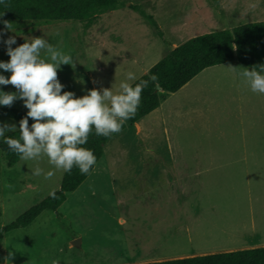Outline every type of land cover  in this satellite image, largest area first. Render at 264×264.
Segmentation results:
<instances>
[{
	"label": "rangeland",
	"instance_id": "1",
	"mask_svg": "<svg viewBox=\"0 0 264 264\" xmlns=\"http://www.w3.org/2000/svg\"><path fill=\"white\" fill-rule=\"evenodd\" d=\"M117 1L116 9L96 16L83 36L80 27L84 22L79 21L56 22L32 28L28 24L18 23L15 29H0V32L4 33V40L9 36L15 37L13 48L30 41L31 37H41L54 48L70 55L75 67L61 65L58 79L64 85L62 91L74 93L84 90L85 79L80 74L82 66L93 75L113 72L126 79L128 71L122 72V68L132 65L134 57L138 58L135 62L147 59L148 64L154 63L170 52V46L180 45L190 38L217 31H231L239 25L264 21V0ZM146 16L152 17L158 29L149 23ZM136 46H140L142 55L137 53L139 50L133 54ZM6 47L0 42V61L3 62L10 59ZM141 66L139 63L134 67L135 76L139 74ZM245 68L234 60L206 68L192 78L185 92L191 93L193 97L185 100L192 101L191 105H198L199 111L191 112L188 109L186 113L183 108L180 116L169 114L177 106V99L176 96L168 98L165 106L171 108H166L169 113L164 114L166 133H163L162 128L153 127L154 132L158 130L157 134L141 141L134 137L131 126L126 123L118 137L110 139L105 145L104 156L93 166L86 182L67 194L65 201L55 211H44L27 227L2 235L0 264H5L4 258L10 251L14 253L11 264H52L53 260L58 261V264H115V238L121 234L115 228V215L124 209L115 208V199L109 189L112 181L106 175V170L141 169L147 161L139 159L145 155L191 152L194 142L199 152L241 151L239 127L235 128L229 119L222 128L210 130L207 116L210 106L224 112L235 106L237 102L231 95L236 90L241 92V104L249 106L258 102L264 105V94L259 99V95L252 92L241 77L240 73ZM0 75L7 78L11 73L0 69ZM209 76H214V79H209ZM0 91L9 93L16 92V89L12 85H0ZM9 108L28 111L20 99ZM3 123L14 124L16 131L19 130L18 122L0 115V124ZM13 133L8 131L5 136L10 137ZM117 141L121 142V153L117 150L120 155L118 162L115 158ZM234 143L237 145L231 146ZM5 147L4 138H0V230L58 190L64 172L54 169L47 157L39 161L19 159L12 167H8ZM37 166L45 174L53 172L52 177L45 179L44 175L34 176L32 171ZM263 205L262 200L253 209L243 208L242 205L230 210L218 208L217 211L222 213L215 216V220L218 224L222 222L225 229L216 231L218 239H222L216 242L217 245L238 249L247 236L252 235L248 233L251 228L242 220L249 219L251 214L256 220L255 211ZM236 218L239 220H234ZM238 221L243 224L246 231L244 235L240 234ZM222 224L220 228H223ZM255 225L264 233V226ZM75 238H81L80 245H71ZM220 242L223 244H218Z\"/></svg>",
	"mask_w": 264,
	"mask_h": 264
},
{
	"label": "crops",
	"instance_id": "2",
	"mask_svg": "<svg viewBox=\"0 0 264 264\" xmlns=\"http://www.w3.org/2000/svg\"><path fill=\"white\" fill-rule=\"evenodd\" d=\"M89 27L85 22L81 25L82 36ZM176 46L178 45L170 46L169 51ZM133 49V54L139 50L137 53L142 55L140 46ZM135 60L132 65L123 67L122 72H133L134 67L140 63L143 66L136 75L138 79L147 74L160 59L149 64L147 59H142L141 62ZM80 70L85 79L84 90L74 92L76 97H82L92 89L102 91L104 88H112L114 93H118L120 82L126 80L119 73L100 72L93 75L84 66ZM209 79L213 80L214 76H209ZM134 81L128 82L132 84ZM187 85L188 83L175 93L158 91L159 106L137 122L129 124L136 139H151L158 132L157 129L154 132L153 127L162 128L163 133H166L164 114L171 108L165 106L168 98L176 96L177 99V106L169 114L180 116L183 108L186 113L188 109L198 113V105H191L192 101L185 100L193 97L191 93L185 92ZM258 95L260 99L263 94L257 93ZM241 96V92L236 90L231 95L237 102L235 106L225 112L210 106L207 116L210 130L222 128L229 119L235 128L239 127L241 151L199 152L197 143L194 142L191 152L145 155L139 159L147 161L141 169L106 170V175L112 181L109 189L115 199V208L124 209L115 215V228L121 232L115 238V256L118 257H115V264H148L264 247V233L255 227L257 221L253 214L248 216L249 219L242 220L253 229V233H249L251 236L248 235L238 249L218 246L216 243L222 240L218 239L216 231L225 229L222 222L218 224L215 220V216L220 213L218 208L230 210L242 205L243 208L253 209L257 203L264 201V105L258 102L243 105L240 103ZM120 133L111 139H115ZM107 143L108 141L103 145V156ZM235 145L237 143L231 146ZM115 146V158L118 162L120 155L117 150H120L121 142L117 141ZM92 170L80 185L86 182ZM221 224L223 228H220ZM80 244L81 238H75L71 242L72 246Z\"/></svg>",
	"mask_w": 264,
	"mask_h": 264
},
{
	"label": "clouds",
	"instance_id": "3",
	"mask_svg": "<svg viewBox=\"0 0 264 264\" xmlns=\"http://www.w3.org/2000/svg\"><path fill=\"white\" fill-rule=\"evenodd\" d=\"M0 4L8 7L5 0H0ZM0 22L11 30L9 21ZM3 35L0 32V42L7 46L10 59L0 61V69L11 75L7 78L0 75V85H12L16 92L0 91V106L11 107L20 99L28 111L19 122L18 139L5 136L8 131H16L14 124L6 123L0 124V138H4L9 150L24 161L47 157L48 163L56 170L71 172L77 167L81 174H89L96 164V157L91 150L80 146L87 143L93 127L98 136L119 133L123 124L138 110L141 94L149 81L141 80L133 86L128 81H134L136 76L130 71L126 80L120 82L118 93L112 88L92 89L86 95L76 97L71 91H62L64 85L58 79L61 65L75 67L70 55L41 37H31L30 41L13 48L15 37L4 40ZM240 75L252 92L264 94V65L253 66L251 70L245 68ZM150 80L159 86L156 76H151ZM29 118L34 121L31 126ZM32 174L50 179L53 172L45 174L37 166ZM50 195L55 198V192ZM13 259L14 253L10 251L4 258L5 264H11ZM52 264H58V261L53 260Z\"/></svg>",
	"mask_w": 264,
	"mask_h": 264
},
{
	"label": "trees",
	"instance_id": "4",
	"mask_svg": "<svg viewBox=\"0 0 264 264\" xmlns=\"http://www.w3.org/2000/svg\"><path fill=\"white\" fill-rule=\"evenodd\" d=\"M5 2L8 7L0 4L2 15L0 21H9L11 30L15 29L18 23L28 24L30 28L70 21L89 24L96 16L116 9L118 4L117 0H5ZM146 18L155 29H158L151 16ZM0 29L8 30L2 22ZM234 60L250 70L253 66L264 65V21L239 25L231 31L199 35L173 48L155 63L147 74L132 83L135 86L141 80L149 81L141 94L138 110L123 124L122 130L126 123L137 122L159 106L160 95L155 88L156 84L150 80L151 76L158 78L161 92L175 93L204 69ZM0 115L19 123L27 113L16 108L0 107ZM33 122L29 118V126ZM117 134L109 137L98 136L93 127L87 143L80 147L91 150L97 162L103 156V145ZM10 137L18 139L19 130ZM4 153L8 167H12L20 159L7 145ZM89 174H81L77 167H73L71 172H63L59 189L54 191L55 198L49 194L13 222L3 226L0 230V240L5 233L27 227L44 211H55L65 201L66 194L75 191ZM148 264H264V247Z\"/></svg>",
	"mask_w": 264,
	"mask_h": 264
},
{
	"label": "bare ground",
	"instance_id": "5",
	"mask_svg": "<svg viewBox=\"0 0 264 264\" xmlns=\"http://www.w3.org/2000/svg\"><path fill=\"white\" fill-rule=\"evenodd\" d=\"M256 221H257V223L259 224V225H262V226H264V205L263 206H260V208H258L256 211ZM234 220H239V219H234ZM238 226H239V228H240V234H242V235H244L245 234V230L243 229V224H242V222L241 221H238ZM248 233H253V229L251 228V230H250V232H248Z\"/></svg>",
	"mask_w": 264,
	"mask_h": 264
},
{
	"label": "water",
	"instance_id": "6",
	"mask_svg": "<svg viewBox=\"0 0 264 264\" xmlns=\"http://www.w3.org/2000/svg\"><path fill=\"white\" fill-rule=\"evenodd\" d=\"M155 88H156L157 91H161V89L159 87L156 86Z\"/></svg>",
	"mask_w": 264,
	"mask_h": 264
}]
</instances>
